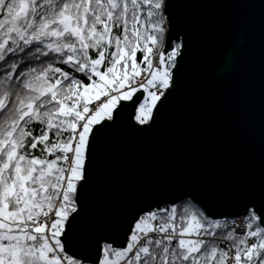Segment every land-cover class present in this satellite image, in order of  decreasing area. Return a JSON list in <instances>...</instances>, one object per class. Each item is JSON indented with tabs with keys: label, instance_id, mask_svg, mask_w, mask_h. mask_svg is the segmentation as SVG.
Returning a JSON list of instances; mask_svg holds the SVG:
<instances>
[{
	"label": "snow or ice",
	"instance_id": "snow-or-ice-1",
	"mask_svg": "<svg viewBox=\"0 0 264 264\" xmlns=\"http://www.w3.org/2000/svg\"><path fill=\"white\" fill-rule=\"evenodd\" d=\"M168 4L0 0V264H83L62 238L95 137L129 104L149 126L174 86L184 44ZM100 251L96 264H264V208L217 218L181 198Z\"/></svg>",
	"mask_w": 264,
	"mask_h": 264
},
{
	"label": "water",
	"instance_id": "water-1",
	"mask_svg": "<svg viewBox=\"0 0 264 264\" xmlns=\"http://www.w3.org/2000/svg\"><path fill=\"white\" fill-rule=\"evenodd\" d=\"M183 39L174 86L144 128L129 104L95 137L67 254L96 264L133 217L195 198L210 215L264 208V0H169Z\"/></svg>",
	"mask_w": 264,
	"mask_h": 264
},
{
	"label": "rangeland",
	"instance_id": "rangeland-1",
	"mask_svg": "<svg viewBox=\"0 0 264 264\" xmlns=\"http://www.w3.org/2000/svg\"><path fill=\"white\" fill-rule=\"evenodd\" d=\"M102 258H103V255H102ZM102 258H101V259H102ZM83 264H87V263H83Z\"/></svg>",
	"mask_w": 264,
	"mask_h": 264
},
{
	"label": "bare ground",
	"instance_id": "bare-ground-1",
	"mask_svg": "<svg viewBox=\"0 0 264 264\" xmlns=\"http://www.w3.org/2000/svg\"><path fill=\"white\" fill-rule=\"evenodd\" d=\"M241 217H243V216H241ZM240 218V217H239ZM238 222H239V220H238Z\"/></svg>",
	"mask_w": 264,
	"mask_h": 264
},
{
	"label": "built area",
	"instance_id": "built-area-1",
	"mask_svg": "<svg viewBox=\"0 0 264 264\" xmlns=\"http://www.w3.org/2000/svg\"><path fill=\"white\" fill-rule=\"evenodd\" d=\"M239 218V217H238ZM242 219V217H240Z\"/></svg>",
	"mask_w": 264,
	"mask_h": 264
},
{
	"label": "trees",
	"instance_id": "trees-1",
	"mask_svg": "<svg viewBox=\"0 0 264 264\" xmlns=\"http://www.w3.org/2000/svg\"><path fill=\"white\" fill-rule=\"evenodd\" d=\"M180 203V202H179Z\"/></svg>",
	"mask_w": 264,
	"mask_h": 264
}]
</instances>
